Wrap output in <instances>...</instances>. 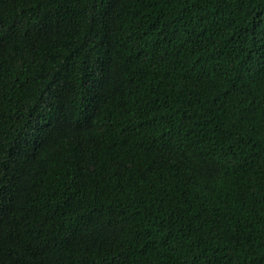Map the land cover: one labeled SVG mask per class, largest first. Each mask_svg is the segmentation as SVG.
<instances>
[{"label": "trees", "instance_id": "trees-1", "mask_svg": "<svg viewBox=\"0 0 264 264\" xmlns=\"http://www.w3.org/2000/svg\"><path fill=\"white\" fill-rule=\"evenodd\" d=\"M0 264H264V0H0Z\"/></svg>", "mask_w": 264, "mask_h": 264}, {"label": "snow or ice", "instance_id": "snow-or-ice-1", "mask_svg": "<svg viewBox=\"0 0 264 264\" xmlns=\"http://www.w3.org/2000/svg\"><path fill=\"white\" fill-rule=\"evenodd\" d=\"M87 122V113H85V123Z\"/></svg>", "mask_w": 264, "mask_h": 264}]
</instances>
